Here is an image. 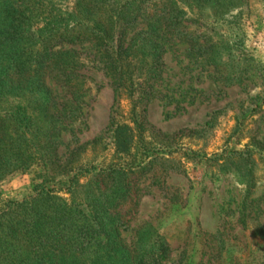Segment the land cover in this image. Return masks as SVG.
Instances as JSON below:
<instances>
[{"label":"trees","instance_id":"trees-1","mask_svg":"<svg viewBox=\"0 0 264 264\" xmlns=\"http://www.w3.org/2000/svg\"><path fill=\"white\" fill-rule=\"evenodd\" d=\"M57 1L0 0V185L32 175L20 197L0 198V264H163L169 247L160 235L137 232L127 245L121 234L137 211L138 182L152 173L155 184L167 170L154 171L158 151L146 141L165 44L178 40L210 61L218 46L204 28L241 31L244 15L264 0H74L67 14ZM84 44L100 56L117 99L128 101L125 117L111 119L108 163L99 160L106 149L97 140L59 152L60 134L87 106V78L79 71L88 57L74 49ZM50 82L62 89L60 98ZM161 151L171 158L177 149ZM224 158L244 173L248 188L258 185L254 171L264 154L248 143ZM256 238L264 241V222ZM221 257L213 248L207 264H225Z\"/></svg>","mask_w":264,"mask_h":264},{"label":"rangeland","instance_id":"rangeland-1","mask_svg":"<svg viewBox=\"0 0 264 264\" xmlns=\"http://www.w3.org/2000/svg\"><path fill=\"white\" fill-rule=\"evenodd\" d=\"M56 5L67 14L74 0H59ZM249 13L241 20V31L237 26L227 29L228 25L221 30L220 24L204 28L218 46L210 61L193 55L178 40L165 44L163 67L147 105L152 133L146 141L158 151L154 171L167 170L155 184L152 173L138 182L137 211L121 234L127 245L137 232L160 235L169 247L163 264H207L213 248L221 250L225 264H264V241L256 238L258 225L264 222V165L258 162L254 171L258 185L250 189L244 173L224 158L226 151L248 143L264 154V7L256 4ZM87 47H74L88 57L86 68L79 71L87 78V106L83 119L60 134L59 152L67 155L75 145L97 140L98 149H106L99 160L108 163L113 153L111 119L117 112L123 119L129 106L117 99L100 56ZM50 84L60 98L62 89ZM136 84L139 91L140 80ZM164 149L177 152L169 158L159 153ZM172 165L179 170L172 172ZM31 176L9 177L0 185V198L20 197ZM213 236L222 241H208Z\"/></svg>","mask_w":264,"mask_h":264}]
</instances>
